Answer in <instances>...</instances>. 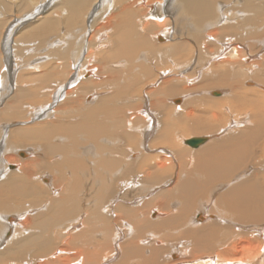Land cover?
<instances>
[{"label":"bare ground","instance_id":"1","mask_svg":"<svg viewBox=\"0 0 264 264\" xmlns=\"http://www.w3.org/2000/svg\"><path fill=\"white\" fill-rule=\"evenodd\" d=\"M17 1L23 0H0V33ZM31 1L30 10L3 27L5 43L0 34V63L6 61L0 64V264H264V93L239 88L250 71L243 64L255 65L254 54H245L241 43L247 33L256 32H247L239 21L228 25L239 36L226 34L223 41L220 29H210L219 19L218 0H154L139 19L130 0ZM251 1L243 0L244 10ZM88 7L82 29L51 33L58 18L72 23ZM168 9L187 26V36L199 40L196 54L190 46L183 50L189 41H181L183 35L165 47L162 39L180 33L165 27ZM104 19V28H94ZM27 21L36 24L20 41L31 39V46L16 38ZM150 25L157 29L146 33ZM212 36L223 41L222 47L208 40ZM259 36L257 45H264ZM154 39L161 42L152 44ZM149 47L156 56L163 47L160 56L182 55L168 59L175 64L171 72L184 67L201 71L209 60L223 59L197 73L208 71L201 76L203 88L228 86V102L216 98L207 105L209 99L194 98L203 96L194 94L198 88L182 91L170 84L171 78H163L166 69L151 81L158 82L156 89L148 85L140 97L129 99L130 91L152 75ZM257 68L264 73V66ZM23 70L41 73L22 78ZM252 73L253 68L248 85L264 89L259 73ZM178 90L173 102L180 104L170 106L171 111L166 95ZM257 94L262 98L257 100ZM235 103L243 111L236 112ZM222 104L238 113L237 119L231 117L240 124L231 134L207 133L223 132L228 124ZM27 106L35 109V126H21L31 121L22 116ZM173 118L180 119L179 127ZM174 125L188 134L207 133L205 141L192 147L188 138L178 137L190 152L176 148L171 160L164 154L155 158L157 152L148 159L145 142L157 135L169 140ZM136 135L140 140L133 150Z\"/></svg>","mask_w":264,"mask_h":264},{"label":"rangeland","instance_id":"2","mask_svg":"<svg viewBox=\"0 0 264 264\" xmlns=\"http://www.w3.org/2000/svg\"><path fill=\"white\" fill-rule=\"evenodd\" d=\"M24 1V2H23ZM23 1H17V2H15L14 3V6L12 7V9L10 8V10H8V12H7V22L6 23H4L3 24V26H2V28L1 29H4V31L2 32V33H0V34H2V36H1V39H3V41H4V43H5V41H6V36H7V34H6V30L5 29H7V28H3L4 26H6V24H7V26L6 27H9V25H8V22H9V20H11V19H13V18H15V19H17V18H20V17H22V15H23V13H25V12H27L28 10H30V7L32 6L31 4H33L32 3V1L31 2H29V0H28V2H27V0H23ZM36 1V0H35ZM130 1H135V4H134V10H135V12L136 13H134V14H136L135 16L138 18L139 16H141V15H139V14H145L146 13V10H147V6L149 5V3L150 2H154V0L152 1V0H149V1H147V0H145V3L144 2H142L141 0H130ZM236 1H238L237 3H235ZM258 1V2H257ZM26 2H27V4H26ZM34 2V1H33ZM228 2L230 3V4H228ZM233 2H234V0H233ZM232 2V0H218L217 1V5L218 4H220L219 6H218V12H220V13H218L217 12V14L219 15V19H215V21H217L218 22V24H217V22H213V24L210 26V29L214 32H217V29H220L221 31H219L218 30V35H223L222 37H224V39H223V41H227L228 40V38H226L225 37V35L226 34H230L231 35V37L232 38H234L235 37V35H237V36H239L237 33L238 32H236L232 27H230V26H228V25H234L236 22L239 24V21H241L242 23H240V24H244L245 25V29L247 30V32L248 31H250V32H256V33H247V39H245V40H243L242 42L243 43H241V45H242V47L245 49V54H250V53H252V54H254V64L255 65H250L249 66V63L247 64V63H245V64H243V66L245 67V69H249L250 71H249V75L248 76H250L251 75V70H252V68H253V73H252V75L253 76H258V74H255L254 75V73H256V71H257V73H259V75H260V79H261V83H263V85H264V73L262 74V73H260V71L261 70H259L257 67H258V65H262V66H264V45L262 44H260L259 43V45H257L258 44V34L260 35L259 37L260 38H264V33L263 34H261V33H258L259 31H264V13H260V12H262L263 10H264V0H252L251 1V5H249V7H247V9L245 8V10L243 9V0H235V2L233 3ZM260 2V3H259ZM24 3H25V5H26V7H25V5H24ZM29 3V4H28ZM147 3H148V5H147ZM232 3L234 4V5H232ZM226 4H228V5H226ZM236 4V5H235ZM253 4V5H252ZM255 4V5H254ZM257 4H259V5H257ZM17 7H16V6ZM19 5V6H18ZM138 5H140V6H138ZM21 6H22V8H21ZM29 6V7H28ZM233 6V7H232ZM235 6H238V7H235ZM143 7V8H142ZM221 7V8H220ZM263 7V8H262ZM21 10H20V9ZM89 8L90 7H88V9H87V11H86V13L85 12H80L79 13V15H75L74 17H72V23H70V21H68V20H64L65 18H63V17H60V18H58V21H57V24H56V26H55V28L53 29V31L51 32V33H67L68 31H70V30H73L74 28L76 29L77 27H81V29L83 28L82 26H84V24H85V21L87 20V13L89 12ZM168 8V7H167ZM226 8V9H225ZM233 8V9H232ZM239 8H240V10H241V13H239L240 12V10H239ZM252 8V9H251ZM254 8V9H253ZM260 8L262 9V10H260ZM23 9V10H22ZM249 9V10H248ZM258 9H259V11H258ZM27 10V11H26ZM227 10H229V12L227 11ZM233 12H232V11ZM239 10V12H237V11ZM244 10V11H243ZM247 10V11H246ZM253 10V11H252ZM256 10V11H255ZM12 11V12H11ZM114 11H116V10H114ZM113 11V12H114ZM165 11H167L166 12V14H167V16H168V21L166 22V24L167 25H165V27H168L170 30L171 29H173L174 31H176L177 33H179V36H177V37H175V38H172V37H169V38H166V39H162L163 40V42H165L166 41V43H164V44H166V46L165 47H167V46H169L170 45V43H173L174 41H178L177 40V38L178 37H182V35L184 36V40L182 39L181 41H185V40H189L188 42H186V45H185V47L183 48V50H186V49H188L189 50V46H190V53H191V51L192 52H195V54L197 53V50L196 49H198L197 47V44H198V41L199 40H197V41H195V40H193L190 36H189V33H188V36H187V33L185 32V31H187L186 30V27L184 26V23H182L183 21H179V19L175 16V14L173 15L172 13H171V10H165ZM258 11V12H257ZM0 12H1V10H0ZM223 12V13H222ZM249 12V13H248ZM256 12V13H255ZM264 12V11H263ZM5 13H6V11H5ZM235 13H237V14H235ZM238 13H239V15H238ZM82 14H84V15H82ZM221 14V15H220ZM222 14H223V16H222ZM230 14V15H229ZM235 14V15H234ZM243 14V15H242ZM217 15V16H218ZM242 15V16H241ZM246 15V16H245ZM250 15H252L253 16V18H252V16H250ZM255 15H257V16H255ZM261 15H262V17H261ZM86 16V17H85ZM134 16V17H135ZM227 16H230V17H227ZM66 17V16H65ZM81 17V18H80ZM112 17V16H111ZM254 17H256V18H254ZM258 17V18H257ZM108 18V17H107ZM140 18V17H139ZM138 18V19H139ZM172 18H174V19H172ZM68 19V18H67ZM106 19V18H105ZM103 20L104 22H101V23H99V24H97V25H95L94 26V28H98L99 27V29L101 28L100 26H101V24H102V27L104 28V25H103V23H105L107 20ZM227 19H229V21H226ZM257 19V20H256ZM79 20V21H78ZM171 20V21H170ZM238 20V21H237ZM253 20V21H252ZM261 20V21H260ZM62 21V22H61ZM112 22H113V19L111 20ZM177 21V22H176ZM232 23H231V22ZM233 21H234V23H233ZM59 22L61 23V24H59ZM66 22V23H65ZM169 22H170V25H169ZM175 22H176V24H175ZM219 22H222V24L221 23H219ZM228 22V23H227ZM263 22V23H262ZM81 23V24H80ZM173 23V24H172ZM256 23V24H255ZM259 23H261L260 25L261 26H259ZM30 24V25H29ZM35 22H25L24 24H23V27L21 28V27H19L20 29H17V31H18V33L16 34V38L20 41H23V35L22 34H24V33H27L28 31H30V29L33 27V26H35ZM59 25H61L60 27H59ZM69 25V26H68ZM183 25V26H182ZM256 25H258V26H256ZM38 26V25H37ZM58 26V27H57ZM72 26V27H71ZM170 26V27H169ZM174 26V27H173ZM219 26V27H218ZM249 26H251V27H249ZM253 26L255 27V28H253ZM66 27V28H65ZM71 27V28H70ZM153 27V28H152ZM176 27V28H175ZM221 27V28H220ZM182 28V29H181ZM259 28V29H258ZM157 29V26H149V28H148V30H147V32L146 33H149L150 31L152 32H154L155 30ZM181 29V30H180ZM231 29V30H230ZM251 29H253V30H251ZM256 29H257V31H256ZM263 29V30H262ZM185 30V31H184ZM210 30V31H211ZM223 30V31H222ZM2 31V30H1ZM16 31V32H17ZM211 31V32H212ZM150 32V33H151ZM185 32V33H184ZM221 32L223 33V34H221ZM234 32H236L235 34H234ZM30 33V32H29ZM182 33V34H181ZM239 33H240V31H239ZM250 36H249V35ZM254 34H257L256 35V37H255V35ZM22 35V36H21ZM25 35H27V34H25ZM181 35V36H180ZM262 35V36H261ZM15 36V35H14ZM22 37V38H21ZM186 37H188L187 39H186ZM206 37H208V36H206ZM222 37H219V39H222ZM255 37V38H254ZM183 38V37H182ZM252 38V39H251ZM262 38V39H263ZM168 39H169V41H168ZM179 39V38H178ZM254 39L257 41V42H254V44L252 45V41H254ZM208 40L209 41H211V42H213L215 45H216V47H218V45H219V43H221V42H223V41H217L216 40V37L215 36H212V37H209L208 38ZM251 40V41H250ZM20 41V42H21ZM29 41H31V39L30 40H28V42H21V43H24L25 45H27L28 43H29ZM196 43H194V42ZM159 42H161V41H159ZM159 42H158V39H154V41L152 40L151 41V43L152 44H154V43H156V44H159ZM179 42H180V39H179ZM251 42V43H250ZM31 44H28V46L30 45H32V43L33 42H30ZM194 43V44H193ZM168 44V45H167ZM249 44H251V45H249ZM8 45H10V41H9V44ZM11 45H13V43H11ZM211 45V44H210ZM222 45H223V43H221V47H222ZM247 45H249V46H247ZM246 46H247V49H246ZM259 46V47H258ZM165 47H163V48H165ZM206 46H201V50H204V48H205ZM213 47L214 46H212L211 48H212V50H213ZM257 47V48H256ZM14 48L16 49V46H14ZM20 48V47H19ZM161 48V47H160ZM163 48H161L162 50L158 53L159 55H157L156 56V54H155V50L152 48L151 49V47H149L148 49H147V51H146V53L148 54V56H147V61H148V63L149 64H151L150 65V67L152 66V68H151V71H150V73L152 74L150 77H148V78H146V79H144L143 81L141 80V82H140V84H138V85H136L135 87H134V89H133V91H130V96H129V99H131L133 96H134V98H136V97H140V95L141 94H144L143 92H144V89H147V86L149 85V87L148 88H150L151 90H154V89H156L157 88V86H159L158 85V82L157 83H155V85L153 84V85H151L153 82H151V81H154L155 80V76H156V74L159 72V70H165L166 71V73L165 74H163V78L164 77H166V78H171L172 79V82L170 83V84H173V85H178V88L180 89V90H182V91H184V89H187V86H188V88H198L197 90H195L194 92V94H196L197 95V93L199 92V94H201V95H203L202 97H199V96H195L194 98H201L202 100H203V98L206 100L207 99V101H209L208 103H207V105L208 104H210L211 102H212V100H214V99H221V100H223L224 102L226 101V102H228V100L226 99V98H230V97H228V92H229V87L228 86H225V85H218V86H215L214 88L213 87H205V88H203V87H201V79L202 78H204L205 76H204V74H206L208 71H204V73H203V76H202V74H198L199 73V71H200V69L198 70V69H196V67L195 68H190V67H184L182 70H177V68H175L176 69V71L174 70V72H171V68H172V66L173 65H175L173 62H171L170 60H168L169 58H174V56H175V58H181L182 57V55L180 56V54L179 55H174L173 57H172V55H167L166 56V58L165 57H163V56H160V53H162V51H163ZM259 48H261V49H259ZM14 49V50H15ZM13 50V49H12ZM152 52V53H150V51ZM254 50V51H253ZM222 51V50H221ZM0 59H1V57L3 58L4 56V53H3V50L2 49H0ZM12 53H15L14 51H12ZM153 53H154V55H153ZM3 54V55H2ZM263 56H261V55ZM194 55V54H193ZM257 55V56H256ZM260 56V58H258L259 56ZM159 56V57H158ZM28 58V57H27ZM214 58V57H213ZM159 59V60H158ZM263 59V60H262ZM223 60V59H222ZM221 60V61H222ZM256 60H258V61H256ZM261 60V61H260ZM5 60H2L1 61V63H3ZM158 61V62H157ZM221 61H219V62H221ZM263 61V62H262ZM6 62V61H5ZM162 64H161V63ZM182 61L180 60V63H181ZM184 62L186 63V61L184 60ZM210 62H212L211 60H209V62H208V66H207V63H206V65H203L202 66V68H201V71L204 69V68H207V67H210V65L212 66V64L214 65V66H217L218 64L217 63H219L218 61L216 62V64H214V62L211 64ZM256 62H257V64H256ZM0 63V64H1ZM173 63V64H172ZM259 63V64H258ZM210 64V65H209ZM168 65V66H167ZM255 66V67H254ZM26 67H29L28 66V64H27V66ZM250 67H251V69H250ZM29 69H33V68H29ZM194 69H196V72L195 71H193ZM256 71H255V70ZM40 70H43V69H40ZM184 70V71H183ZM212 70V69H211ZM31 70H23L21 73H20V75H22L23 77L22 78H27L28 76H32V75H34V73H37V74H39V73H41V72H30ZM183 71V73H186V74H183V76H180L179 77V75L178 76H176L175 75V73H177V72H182ZM200 71V72H201ZM259 71V72H258ZM30 72V73H29ZM194 72V73H193ZM198 72V73H197ZM26 74V75H25ZM28 74H30V75H28ZM19 75V76H20ZM164 75H166V76H164ZM174 75V76H173ZM262 75V76H261ZM176 76V77H175ZM201 76H202V78H201ZM248 76H246V78L243 80V82L241 81V84H242V86L241 87H239V88H243V87H245V88H253V89H255L256 90V92H263L264 93V89L262 90V89H259V88H257L256 86V88L254 87V86H250V85H248V80H250L251 79V77H249L248 79H247V77ZM178 77V78H177ZM187 78V80H186V82L185 81H183L184 79H186ZM263 78V79H262ZM53 81V79H50L48 82H50V81ZM201 80V81H200ZM205 80V79H204ZM263 80V81H262ZM189 82V83H188ZM148 83V84H147ZM188 83V84H187ZM192 83V84H191ZM240 85V84H239ZM150 86H152V87H150ZM193 86V87H192ZM181 87H183L182 89H181ZM228 87V88H227ZM142 88V89H141ZM219 88L221 89V90H219ZM223 88H224V90H223ZM180 90H178V93L177 94H174V95H166V104H167V106H168V108H169V110L171 109V111L175 108L174 106V104H176L177 106L180 104V103H174L173 102V99H176V98H179V91ZM213 90V91H212ZM223 90V91H222ZM227 90V91H226ZM243 90V89H242ZM140 91H141V93H140ZM226 91V92H225ZM211 92H223V94L222 95H218V96H216V95H213ZM225 93V94H224ZM181 94H183V93H181ZM191 95H192V91H191V93H190ZM226 97H225V96ZM170 96V97H169ZM185 96V95H184ZM222 96V97H221ZM252 97V96H251ZM256 97V99L258 100V97L259 98H262V96L261 95H258L257 94V96H255ZM42 98H44V97H42ZM48 97H45V99H47ZM209 99V100H208ZM41 100V99H40ZM86 100L87 99H85L84 101V103H85V105H86ZM36 101V100H35ZM37 102V101H36ZM133 102H134V100H133ZM132 102V103H133ZM203 102V101H202ZM30 103H32V102H30ZM204 103V102H203ZM202 103V107H200V109H204L203 107L205 106V104H203ZM2 104H3V102H2ZM0 105V109L2 108V106L4 105ZM33 104V103H32ZM204 105V106H203ZM206 105V106H207ZM227 105L228 104H222V107H221V110H220V112H224L225 114L227 113L228 115H226L225 116V114L224 113H222L223 115V117H224V120L226 119L227 120V122H228V124H224V131L222 132V131H220V132H218V131H216V132H207V133H211V134H219L220 136H223V135H225V134H227V133H229V134H231V133H233L235 130H236V125H238V124H240L239 122H237V123H235L234 122V119L236 118V115H238V113H234V112H232L231 113V111L229 112V110L227 109ZM239 105V103L236 105V103L234 104V106L236 107V109H234V111L236 110V112L237 111H240V109L242 110L243 109V107L240 105V108H238L237 106ZM173 108H171V107ZM33 106H27V109L26 110H22L23 112V114H22V116H27L28 117V119H26V120H31V121H29V124H27V123H25L24 125H21V126H27V125H30V126H35L36 125V123L38 124L39 122L38 121H35V124L33 123V120H35L34 119V117L33 116H35V114H33L34 112L33 111H35V109L33 110ZM147 108H149V106H147ZM33 110V111H32ZM226 110V111H225ZM228 110V111H227ZM245 110V109H244ZM156 111V110H155ZM243 111V110H242ZM248 113H250V111L249 110H246ZM178 112H179V110H178ZM26 113H28V114H26ZM31 113H32V115H31ZM240 115H245V114H243V113H239ZM30 116V117H29ZM204 116V115H203ZM208 116V115H207ZM234 118H232V117ZM245 116H247V117H249V115H245ZM244 116V117H245ZM39 117H41V116H39ZM79 117V115H76V117H73L75 120L77 119ZM148 115H144V119L146 120V119H148ZM26 118V117H25ZM52 118V117H51ZM50 118V119H51ZM72 118V119H73ZM232 118V119H231ZM237 119V118H236ZM172 121H177V120H175L174 118L173 119H171ZM180 120V119H179ZM179 120L176 122V123H178L179 122ZM233 120V121H232ZM31 122V123H30ZM12 123H14V122H12ZM140 123L142 124V123H144L145 124V122L144 121H140ZM171 124H173V123H171ZM230 124H232V125H230ZM176 125H178V127L180 126L179 125V123L178 124H176ZM176 125H174V126H172V131H174V132H172V135H171V137H169V140L167 139V140H165V138L161 135V136H159L158 137V135H157V139H154L153 141H152V143H148L149 141H147V142H145V144H144V146L147 148H143L144 150L143 151H145V152H147L148 154V159H150V157L152 156L151 154H153V156H155L154 154L157 152V154H156V156H155V158L156 157H160V156H163V154L164 155H166L167 157H168V159L167 160H171V158H174V156L172 155V151L173 150H175V151H177V149L180 151V152H185V154H187L188 152H190L191 151V147L189 146L188 147V145H185L182 141L180 142V139L183 137V138H189V137H193V136H199V137H203V136H205V134H207V133H198V135H196V134H192V133H190V134H188L189 132H187L186 130L184 131V130H182V129H179L178 127H176ZM229 125V126H228ZM29 127V126H28ZM221 128V127H220ZM180 130V131H179ZM161 132V130L160 131H158L157 133H160ZM177 133V134H176ZM175 134V135H174ZM172 136H175L174 137V139L172 138ZM136 138L135 139H137V141H136V143L135 144H133L132 143V149L133 150H135V149H137L136 148V146H137V142H138V139L140 140V137H139V135L137 136H135ZM163 137V138H162ZM180 139H179V138ZM159 139V140H158ZM179 139V140H178ZM155 140H157V141H155ZM178 140V141H177ZM172 142V143H174V141H176V143H175V145H173V146H171V145H169V144H172V143H170V142ZM158 142V143H157ZM117 143V142H116ZM115 143V144H116ZM146 143H148V146H147V144ZM160 143V144H159ZM152 144V145H151ZM176 144H178V145H176ZM134 145H136V146H134ZM166 145H168V146H166ZM185 145V146H184ZM160 146H161V148H160ZM184 146V147H183ZM165 147V148H164ZM172 147H174V149L172 148ZM150 148V149H149ZM177 148V149H176ZM187 148V149H186ZM188 148H190V149H188ZM21 149H23V148H21ZM146 149V150H145ZM157 149V150H156ZM168 149V150H167ZM172 149V150H171ZM130 154H132V152H131V150L129 149V148H127L126 149ZM151 150V151H150ZM170 150V151H169ZM196 151L197 150H201V149H195ZM142 151V152H143ZM150 151V152H149ZM141 152V153H142ZM153 152V153H152ZM164 152V153H163ZM168 152V153H167ZM174 152V151H173ZM195 152V151H194ZM150 153V154H149ZM162 155H161V154ZM196 153V152H195ZM139 154H140V152H139ZM138 154V155H139ZM168 154H170V155H168ZM145 155V154H144ZM257 157V159H260L259 158V156L258 155H256ZM17 158H24V157H20L18 154H17V156H16ZM169 157H170V159H169ZM145 159V161H148V159ZM154 159V157H151V160H153ZM150 160V162H152ZM176 162H177V159L175 160ZM144 167V166H143ZM142 167V168H143ZM136 170H139V168H137ZM47 176H49L50 177V174H46ZM168 174L166 173V176H167ZM143 181H145V184H146V180H144L143 179ZM174 181V180H173ZM40 183H42L41 182V180H40ZM168 187H170V186H168ZM157 190H159V189H156V191ZM134 204H139V202H135L134 201ZM173 242V241H172ZM166 262H164L163 264H165Z\"/></svg>","mask_w":264,"mask_h":264},{"label":"water","instance_id":"3","mask_svg":"<svg viewBox=\"0 0 264 264\" xmlns=\"http://www.w3.org/2000/svg\"><path fill=\"white\" fill-rule=\"evenodd\" d=\"M204 141L205 137H190L185 142L192 147H197L200 143Z\"/></svg>","mask_w":264,"mask_h":264}]
</instances>
